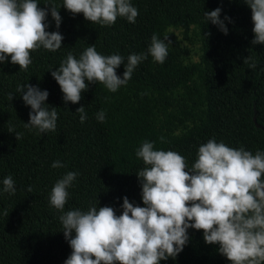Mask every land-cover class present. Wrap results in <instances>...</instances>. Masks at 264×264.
<instances>
[{
  "label": "trees",
  "instance_id": "1",
  "mask_svg": "<svg viewBox=\"0 0 264 264\" xmlns=\"http://www.w3.org/2000/svg\"><path fill=\"white\" fill-rule=\"evenodd\" d=\"M52 2L58 8L63 4ZM39 3L45 8L49 0ZM131 3L139 12L135 23L118 18L112 26L92 24L83 14L73 16L61 7L58 31L64 40L59 50L41 47L32 52L26 71L13 65L10 57L0 64V264H65L72 249L62 232L63 213L50 205L49 198L55 183L68 172L77 177L68 189L65 212L94 205L113 207L120 215L124 197L144 206L137 174L145 165L136 156L144 141L152 142L154 150L178 152L189 168L199 146L210 139L253 154L264 152V45L252 44L251 9L242 0ZM217 8L227 35L203 15ZM46 22L49 32L57 31L50 11ZM153 34L168 36L163 64L149 55L116 92L97 82L89 84L78 104H65L51 70L68 53L78 59L95 45L98 53L121 55L126 64L130 54L147 53ZM125 64L116 70L121 78ZM27 84L48 91L46 105L58 114L55 131L25 127L32 109L17 88ZM80 107L87 114L83 123L77 113ZM101 110L103 122L97 120ZM56 161L64 167L53 168ZM9 175L16 186L14 195L2 190ZM188 235L184 250L160 264H231L219 254V245L206 244L202 231L189 229Z\"/></svg>",
  "mask_w": 264,
  "mask_h": 264
},
{
  "label": "clouds",
  "instance_id": "2",
  "mask_svg": "<svg viewBox=\"0 0 264 264\" xmlns=\"http://www.w3.org/2000/svg\"><path fill=\"white\" fill-rule=\"evenodd\" d=\"M252 12L253 45H264V0H242ZM40 7L39 0H0V64L8 61L26 71L31 53L41 47L55 52L64 37L61 7L73 16L83 14L92 24L112 26L118 18L135 23L139 12L131 0H63L58 8L52 0ZM49 11L57 31L49 32ZM208 22L225 35L221 9L203 12ZM226 20L230 18L226 17ZM168 36L151 37L147 53L130 54L125 64L118 54L102 55L95 45L88 46L77 59L71 52L52 77L64 94V102L78 104L89 84H103L116 92L131 79L136 67L150 55L163 64L168 56ZM250 57L245 59L248 63ZM125 64L123 78L117 69ZM250 67L255 68V64ZM86 81L88 83H86ZM26 89V90H25ZM17 92L32 111L26 128L40 133L55 131L58 114L46 105L49 93L31 84L18 86ZM10 94L9 99L12 100ZM80 121L87 119L84 107L77 109ZM105 112L97 113L103 122ZM17 140L20 134H16ZM136 156L145 167L137 174L142 188L143 207L124 197L122 214L113 207L90 206L64 211L77 173L59 179L50 194V205L63 213L59 219L72 252L65 264H160L175 259L189 242V229L203 232L208 245H219V254L231 264H264V152L253 154L243 147H229L210 139L198 148L197 159L189 168L186 158L172 150H154L144 141ZM53 168L64 165L60 161ZM3 192L15 194L11 175L4 178ZM32 191L31 188L28 189ZM73 233H75L73 237Z\"/></svg>",
  "mask_w": 264,
  "mask_h": 264
},
{
  "label": "rangeland",
  "instance_id": "3",
  "mask_svg": "<svg viewBox=\"0 0 264 264\" xmlns=\"http://www.w3.org/2000/svg\"><path fill=\"white\" fill-rule=\"evenodd\" d=\"M177 34H179V37L182 38V34H180L179 32H177ZM186 44L192 46L190 43L186 42ZM194 48L193 49H196V46H193Z\"/></svg>",
  "mask_w": 264,
  "mask_h": 264
}]
</instances>
